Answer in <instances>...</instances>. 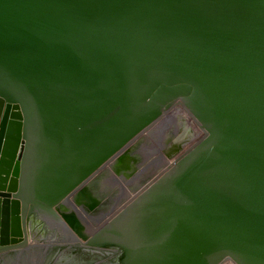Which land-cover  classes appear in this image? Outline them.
Here are the masks:
<instances>
[{"label": "water", "instance_id": "obj_1", "mask_svg": "<svg viewBox=\"0 0 264 264\" xmlns=\"http://www.w3.org/2000/svg\"><path fill=\"white\" fill-rule=\"evenodd\" d=\"M264 264V0H0V253Z\"/></svg>", "mask_w": 264, "mask_h": 264}, {"label": "flooded vegetation", "instance_id": "obj_2", "mask_svg": "<svg viewBox=\"0 0 264 264\" xmlns=\"http://www.w3.org/2000/svg\"><path fill=\"white\" fill-rule=\"evenodd\" d=\"M22 235L17 242L9 241L10 245L0 253V264H53V240L34 226H22ZM5 245L0 243V248Z\"/></svg>", "mask_w": 264, "mask_h": 264}]
</instances>
